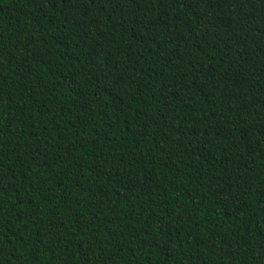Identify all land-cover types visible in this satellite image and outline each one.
Here are the masks:
<instances>
[{
	"label": "trees",
	"instance_id": "16d2710c",
	"mask_svg": "<svg viewBox=\"0 0 264 264\" xmlns=\"http://www.w3.org/2000/svg\"><path fill=\"white\" fill-rule=\"evenodd\" d=\"M0 264H264V0H0Z\"/></svg>",
	"mask_w": 264,
	"mask_h": 264
}]
</instances>
